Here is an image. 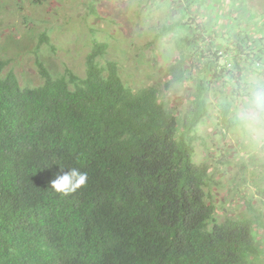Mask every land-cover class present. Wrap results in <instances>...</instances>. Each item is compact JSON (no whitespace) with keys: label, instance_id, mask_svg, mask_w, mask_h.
Returning <instances> with one entry per match:
<instances>
[{"label":"trees","instance_id":"obj_1","mask_svg":"<svg viewBox=\"0 0 264 264\" xmlns=\"http://www.w3.org/2000/svg\"><path fill=\"white\" fill-rule=\"evenodd\" d=\"M172 4L180 17L150 43L171 36L181 51L164 89L130 87L98 41L85 77L53 75L38 60L37 87H23L0 59V264L263 262L262 215L220 223L216 173L194 157L205 119L224 135L264 130V38L230 35L224 51L205 38L215 30L193 25L190 7ZM244 67L259 78L256 95ZM187 81L194 90L180 117L165 92ZM221 81L219 95L211 85ZM72 167L87 172V186L63 197L51 181Z\"/></svg>","mask_w":264,"mask_h":264},{"label":"rangeland","instance_id":"obj_2","mask_svg":"<svg viewBox=\"0 0 264 264\" xmlns=\"http://www.w3.org/2000/svg\"><path fill=\"white\" fill-rule=\"evenodd\" d=\"M39 1L0 0V59L9 60L6 71L14 72L23 87L43 83L38 60L53 75L70 69L78 77H85L87 56L98 41L108 44L106 59L119 64L122 79L130 87L136 90L159 85L164 89L170 79L166 68L179 60L181 51L171 36L150 43L163 25L180 17L178 5L173 6L172 0ZM178 2L190 7L195 27L206 24L215 30L205 38L208 43L225 46L224 51L230 35H245L247 31L255 42L264 38V0ZM44 33L49 36L48 44L41 42ZM231 41L235 43L237 38ZM252 71L244 67L242 77L250 85L249 93L256 95L259 78ZM222 86V81L214 82L211 88L220 95ZM193 90L194 82L187 81L165 92L180 117ZM214 119H205L200 125L194 158L199 164L206 162L211 174L216 173L214 179L219 186L212 193L218 207L216 217L222 223L229 218L257 219L262 215L264 222V196L260 194V188H264V130L250 126L244 129L246 133L242 127L224 135L215 130ZM251 198L250 207L247 202ZM259 233L264 242V228Z\"/></svg>","mask_w":264,"mask_h":264},{"label":"clouds","instance_id":"obj_3","mask_svg":"<svg viewBox=\"0 0 264 264\" xmlns=\"http://www.w3.org/2000/svg\"><path fill=\"white\" fill-rule=\"evenodd\" d=\"M63 167L61 170L63 171ZM88 174L82 172L78 168H69L67 172L62 175H57L54 180L51 181V189L63 196L68 197L78 190L87 186Z\"/></svg>","mask_w":264,"mask_h":264},{"label":"built area","instance_id":"obj_4","mask_svg":"<svg viewBox=\"0 0 264 264\" xmlns=\"http://www.w3.org/2000/svg\"><path fill=\"white\" fill-rule=\"evenodd\" d=\"M222 59H223L224 62H226V60H227L228 58H227V56H225V57H223ZM228 66L231 67V64L229 63Z\"/></svg>","mask_w":264,"mask_h":264}]
</instances>
